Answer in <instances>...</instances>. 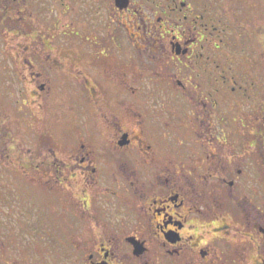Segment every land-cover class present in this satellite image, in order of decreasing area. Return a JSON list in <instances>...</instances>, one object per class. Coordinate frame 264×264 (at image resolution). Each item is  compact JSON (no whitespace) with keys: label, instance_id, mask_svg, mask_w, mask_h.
Masks as SVG:
<instances>
[{"label":"flooded vegetation","instance_id":"af4514ba","mask_svg":"<svg viewBox=\"0 0 264 264\" xmlns=\"http://www.w3.org/2000/svg\"><path fill=\"white\" fill-rule=\"evenodd\" d=\"M261 2L0 0L44 174L0 200V264H264Z\"/></svg>","mask_w":264,"mask_h":264},{"label":"rangeland","instance_id":"374dc122","mask_svg":"<svg viewBox=\"0 0 264 264\" xmlns=\"http://www.w3.org/2000/svg\"><path fill=\"white\" fill-rule=\"evenodd\" d=\"M263 2L262 0L261 4ZM28 77L27 72H21L19 82H17V79L14 81V77L11 76L7 77L6 81L3 78L2 80L0 79V200L1 198H6L5 202L11 203V206L16 207H23L21 203L30 197V193L32 194L33 189L30 182L34 181V177H37L38 180H44V174L42 172L32 173L27 171V165L30 159L28 151L38 148L36 143L38 133H40L38 126L33 125L30 110L31 105L24 106L17 98L16 86L18 85H20L19 89L23 90L24 94L27 95L28 89L25 84L28 85L26 83L28 82L26 79ZM55 125H52L53 129L60 132V126L55 127ZM45 159L47 160L46 156H40L37 153L35 164L38 165L39 161H44ZM23 166L26 167L23 168ZM15 167L16 169H21L22 172H15L13 170ZM71 179L68 185L73 187L74 178ZM57 191H62L63 193V187H55V191L52 190L48 196L56 197L58 195ZM70 191H73L72 188L69 189ZM16 202L20 205L18 203L15 204ZM14 212H16L14 213V217L18 218L17 216L19 215L17 213L19 211ZM22 221L21 218L18 220V222ZM21 224L23 223H17V228L12 221L8 226L11 230L14 231V227L17 231L20 229ZM13 234H15V231ZM2 252L6 259L11 260L14 258L13 251L8 249V247H3Z\"/></svg>","mask_w":264,"mask_h":264}]
</instances>
